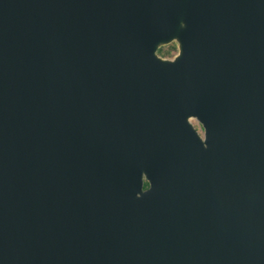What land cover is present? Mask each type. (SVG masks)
Wrapping results in <instances>:
<instances>
[{"label": "water", "instance_id": "obj_1", "mask_svg": "<svg viewBox=\"0 0 264 264\" xmlns=\"http://www.w3.org/2000/svg\"><path fill=\"white\" fill-rule=\"evenodd\" d=\"M0 264H264V0H0Z\"/></svg>", "mask_w": 264, "mask_h": 264}, {"label": "flooded vegetation", "instance_id": "obj_2", "mask_svg": "<svg viewBox=\"0 0 264 264\" xmlns=\"http://www.w3.org/2000/svg\"><path fill=\"white\" fill-rule=\"evenodd\" d=\"M174 51V54L172 55V56H167V55H165V54H161L163 57H167V58H173V57H175L176 55H177V50L174 48V49H170V51ZM162 52V51H161ZM199 130H201V127L199 126V127H197ZM199 135L201 136V137H205V133H199Z\"/></svg>", "mask_w": 264, "mask_h": 264}, {"label": "rangeland", "instance_id": "obj_3", "mask_svg": "<svg viewBox=\"0 0 264 264\" xmlns=\"http://www.w3.org/2000/svg\"><path fill=\"white\" fill-rule=\"evenodd\" d=\"M171 48H172V47H169V48H165V49H163L162 52H161V54H165V55H167V56H172V55L174 54V51H173V50L170 51ZM172 49H174V48H172ZM196 125H197V124H196ZM197 127H199V126L197 125Z\"/></svg>", "mask_w": 264, "mask_h": 264}]
</instances>
